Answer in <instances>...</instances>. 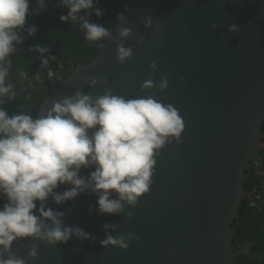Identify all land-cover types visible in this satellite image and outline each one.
Here are the masks:
<instances>
[{
    "label": "water",
    "instance_id": "1",
    "mask_svg": "<svg viewBox=\"0 0 264 264\" xmlns=\"http://www.w3.org/2000/svg\"><path fill=\"white\" fill-rule=\"evenodd\" d=\"M118 14L99 54L53 87L37 117L76 91L96 98L111 89L125 99L172 104L184 122L180 140L170 137L154 157L150 189L134 207L123 202L121 212L101 214L91 187L60 204L52 195L36 201L35 215L41 206L62 212V226L79 227L87 238L55 244L18 238L10 251L25 264H236L235 222L248 200L247 170L264 142V0H125ZM231 24L238 30L229 31ZM122 28L131 30L128 37H120ZM119 44L133 50L123 63L116 58ZM94 170L82 167L79 175ZM71 187L60 184L54 193ZM0 198L8 203L2 190ZM127 233L138 237L127 249L100 243ZM33 245L36 258L28 255Z\"/></svg>",
    "mask_w": 264,
    "mask_h": 264
},
{
    "label": "clouds",
    "instance_id": "2",
    "mask_svg": "<svg viewBox=\"0 0 264 264\" xmlns=\"http://www.w3.org/2000/svg\"><path fill=\"white\" fill-rule=\"evenodd\" d=\"M60 2L68 8L67 13L60 16L61 22L79 20L86 41L110 37L109 29L103 25L78 16L81 10L93 9L98 0ZM37 3L40 8L44 7V0H37ZM29 4L30 0H0V190L8 199V203L0 208V264H25L24 259L10 251L13 241L18 238L39 237L55 244L67 242L72 235L88 237L89 234L79 227L62 226L59 217L64 213L44 210L41 206L40 217L53 223L51 228L44 225L33 210L37 207L36 201L43 202L49 195L60 204L91 187L98 195L101 214L121 212L123 202L134 207L138 198L150 189L156 164L154 157L171 142L170 137L179 142L184 129L183 119L172 104L164 105L151 96L125 99L113 95L111 89L96 98L76 91L73 96L56 100L45 116L34 118L23 111L9 114L3 106L5 97L10 102L17 92L13 84L5 82L11 65L6 57L14 51L13 42H21L18 33L31 14ZM95 14L103 13L95 8ZM118 18L122 15L118 14ZM145 26L150 27L151 21ZM237 30L236 24L229 26V31ZM27 31L29 35L34 34L35 25L29 26ZM130 33L129 28L119 30L121 38ZM142 42L143 37H140L138 43ZM36 50L47 51L39 45ZM132 54L131 47L117 46L118 63H123ZM43 63L47 64V60ZM150 67L155 68V63L152 62ZM85 79L93 85L97 82L96 78ZM167 84V77H162L158 88L163 90ZM89 130H93L91 134ZM89 165H94L95 170L88 178L81 177L80 169ZM60 184L72 187L54 193ZM112 192L117 193L118 198H110ZM127 216L131 217L132 213L128 212ZM130 239L138 237L133 233L118 237L108 235L100 243L127 249ZM5 252L9 253L7 259L3 257ZM28 255L37 257L35 245Z\"/></svg>",
    "mask_w": 264,
    "mask_h": 264
},
{
    "label": "trees",
    "instance_id": "3",
    "mask_svg": "<svg viewBox=\"0 0 264 264\" xmlns=\"http://www.w3.org/2000/svg\"><path fill=\"white\" fill-rule=\"evenodd\" d=\"M124 1L98 0L94 3L93 9L81 10L78 16H83L89 22L103 25L110 30ZM95 8L101 9L103 14L97 16ZM67 11L68 8L62 5L60 0H44L43 8H40L37 0H32V14L27 18L30 24L35 25L36 32L31 37L25 38L32 43L30 46L25 45L28 49L34 47L35 51L36 46L39 45L49 50L44 52L50 60L45 68L54 72L64 71L63 75H66L68 70L71 71L73 64L82 65L95 58L105 40L104 38L96 42L86 41L85 32L81 30L79 20L61 22L60 16L66 14ZM38 29H43L42 38L38 34ZM14 90L17 92L16 98L8 102L5 97L6 103L3 105L9 114L29 111L34 118L37 117V108L41 100L48 95V89L43 87L42 90L31 91L23 86H17ZM262 133L264 141V122ZM260 155H262V169L264 170V148ZM254 171L252 168L247 170L246 189H249L255 180H259ZM261 192L262 204L259 209H251L247 199L241 204L240 217L235 222L236 231L233 236L236 264H264V188ZM4 204L6 202L0 198V208Z\"/></svg>",
    "mask_w": 264,
    "mask_h": 264
},
{
    "label": "flooded vegetation",
    "instance_id": "4",
    "mask_svg": "<svg viewBox=\"0 0 264 264\" xmlns=\"http://www.w3.org/2000/svg\"><path fill=\"white\" fill-rule=\"evenodd\" d=\"M29 11L32 14V0H30ZM32 25L33 24H30L28 18L26 17V23L24 27L19 30V33H18L19 36L21 37V42L20 43L13 42L14 51L10 53L8 57H6V61L8 60L11 61V65L9 67V74L6 77L5 82L13 84L14 87L23 86L25 88H28L31 91L32 90L33 91L42 90L43 87H45L48 89L47 94H49L50 91L53 89V87L57 86L69 73L72 72V70H74L79 65L73 64L71 71L68 70L66 75H63L64 71L63 72L61 71V78L59 82L56 85H53L50 79V72L48 71V69L45 68L46 64L43 63V60L45 59L47 60V64L50 63L47 53L45 56L44 52L41 53L39 51H36V49L34 51V47L30 49L25 47V45L27 46L32 45L31 42L25 39L26 37L28 38L32 36V35H29L27 31L28 27ZM42 32H43V29H38V34L40 35V37H41ZM42 48H45V47L42 46ZM62 68H63V65H62ZM21 73H25V76H21ZM37 76L39 77L38 79H37ZM47 96L48 95H46L45 97ZM45 97L43 98V100L45 99ZM43 100H41L42 101L41 103H43ZM41 103L39 104L37 108L38 113L40 110ZM25 112L30 113L29 111H25ZM249 207H251V209L253 210H256L250 205V202H249ZM251 212L253 211L251 210Z\"/></svg>",
    "mask_w": 264,
    "mask_h": 264
},
{
    "label": "built area",
    "instance_id": "5",
    "mask_svg": "<svg viewBox=\"0 0 264 264\" xmlns=\"http://www.w3.org/2000/svg\"><path fill=\"white\" fill-rule=\"evenodd\" d=\"M60 70V69H58ZM50 72V79L53 85H56L60 78H61V71L59 72H54V71H49ZM263 148H264V142H263ZM262 160L256 159L253 164H252V169L255 172L256 176L259 177V180L251 184L249 187V194H248V200L250 202V205L257 209L260 208L262 204V189L264 188V170L262 169Z\"/></svg>",
    "mask_w": 264,
    "mask_h": 264
},
{
    "label": "bare ground",
    "instance_id": "6",
    "mask_svg": "<svg viewBox=\"0 0 264 264\" xmlns=\"http://www.w3.org/2000/svg\"><path fill=\"white\" fill-rule=\"evenodd\" d=\"M61 69H62V68H61ZM61 69H60V70H61Z\"/></svg>",
    "mask_w": 264,
    "mask_h": 264
}]
</instances>
